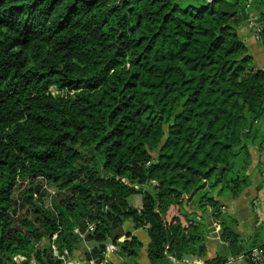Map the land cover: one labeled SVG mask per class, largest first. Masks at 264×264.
<instances>
[{"label": "trees", "instance_id": "1", "mask_svg": "<svg viewBox=\"0 0 264 264\" xmlns=\"http://www.w3.org/2000/svg\"><path fill=\"white\" fill-rule=\"evenodd\" d=\"M251 16L264 22V0H0V264H61L52 234L71 255L75 228L93 224L100 242L125 219L146 228L153 264L202 256L191 206L233 255L264 243L245 246L220 202L251 184L250 149L264 144V70L237 32Z\"/></svg>", "mask_w": 264, "mask_h": 264}, {"label": "crops", "instance_id": "2", "mask_svg": "<svg viewBox=\"0 0 264 264\" xmlns=\"http://www.w3.org/2000/svg\"><path fill=\"white\" fill-rule=\"evenodd\" d=\"M237 32L244 41L248 52L252 55L255 66L264 70V36L256 38L246 22L242 23L237 28ZM250 155L248 173L251 178V184L234 199L230 196L220 198V202L223 204L222 211L238 220L236 231L241 237H243L245 233L251 232L252 227L264 222V144L261 151L252 147L250 149ZM130 197L131 195L127 199L128 203L137 209L140 208L142 205V194H135L131 199ZM187 210L193 213L191 216H195L196 220L205 223L206 232L203 231L204 236L202 238L205 252L200 257L204 260H209L216 256H221L225 259L224 262L230 259L232 260L229 261L228 264H249L246 259L233 255L227 243L221 240L219 232L215 231L214 224L217 223L216 220L207 217L200 212L196 206H191ZM122 227L124 229V236L118 238L120 241H123L127 237V234H129V238L135 237L141 245L137 247L133 255H127L120 249L109 251L106 254L108 264H153L147 256L149 236L146 228L141 226L137 227L131 219H125L122 223ZM255 238L258 242L257 235ZM46 242L47 241L42 240L41 244ZM259 243L261 242H258V244ZM84 254V251L79 245V248L73 251L71 257L77 264H87ZM187 255L197 256L192 253H187L181 258L172 256L171 259V257L168 256L161 264H184L182 258Z\"/></svg>", "mask_w": 264, "mask_h": 264}, {"label": "built area", "instance_id": "3", "mask_svg": "<svg viewBox=\"0 0 264 264\" xmlns=\"http://www.w3.org/2000/svg\"><path fill=\"white\" fill-rule=\"evenodd\" d=\"M248 27L253 31V34L256 38H261L264 34V22L258 19V16H251L246 21ZM45 186V185H44ZM215 231H219V224L215 223ZM93 224H89L86 228V231L89 232L92 230ZM75 232L79 233V229L75 228ZM57 233L52 234L50 239L49 250L51 255L54 258L60 260L61 264H77L74 259L71 257L67 248L59 249L54 241L56 239ZM120 241V239H118ZM112 250H119V246L116 244L109 243L105 245V249L102 252V257L91 258L87 260V264H108L106 254ZM172 259V256H170ZM239 258L246 259L249 264H264V243L251 247L245 255H240ZM24 257L22 255H17L14 257L15 264H19V262L23 261ZM229 261H232L231 259ZM224 262L223 264H228V262ZM182 262L184 264H207L206 261L200 256H184L182 258ZM27 264H38L33 258Z\"/></svg>", "mask_w": 264, "mask_h": 264}, {"label": "rangeland", "instance_id": "4", "mask_svg": "<svg viewBox=\"0 0 264 264\" xmlns=\"http://www.w3.org/2000/svg\"><path fill=\"white\" fill-rule=\"evenodd\" d=\"M43 183H45L44 184L45 186L42 183H41L42 186H41V184L37 183V185H40V186H38L39 188L37 190L42 191V198L44 200L45 205L51 207L53 196L55 195V188L53 186L49 185L47 182H43ZM135 194H138V193H133L131 195V197L133 195H135ZM131 197H130V199H131ZM15 214L17 215V216H15V225L20 226L19 221L17 220V218L20 215L27 214V212L24 210V206L23 207L22 206L21 207H17ZM28 215L31 216L32 215L31 212L28 213ZM237 222H238V220H237ZM256 235L258 236V242H263L264 241V222L260 223L259 225H256L255 227H252L251 232L245 233V235L242 237L243 244L245 246H249L251 244V241L253 240V238H255ZM21 263H22V261L19 262V264H21Z\"/></svg>", "mask_w": 264, "mask_h": 264}, {"label": "water", "instance_id": "5", "mask_svg": "<svg viewBox=\"0 0 264 264\" xmlns=\"http://www.w3.org/2000/svg\"><path fill=\"white\" fill-rule=\"evenodd\" d=\"M216 180L218 182L221 181V169L218 170ZM38 186L40 185H36V190L39 188ZM139 191L142 192L144 195L148 196L150 200H153L152 195L147 190H145L143 187H140ZM79 234L82 236V240L80 241L79 245L81 246L84 253H88L90 248L97 247V246H105L106 244L114 242L117 238L124 236V229L122 225H120L119 227H117V229L113 231V233L108 238L100 242L90 240L89 234L86 231L85 225L80 226Z\"/></svg>", "mask_w": 264, "mask_h": 264}]
</instances>
